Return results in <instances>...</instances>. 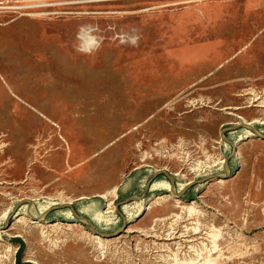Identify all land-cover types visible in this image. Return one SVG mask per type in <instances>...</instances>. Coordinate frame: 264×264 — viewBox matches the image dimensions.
Instances as JSON below:
<instances>
[{"label": "rangeland", "instance_id": "374dc122", "mask_svg": "<svg viewBox=\"0 0 264 264\" xmlns=\"http://www.w3.org/2000/svg\"><path fill=\"white\" fill-rule=\"evenodd\" d=\"M263 101L264 0H0V264H264Z\"/></svg>", "mask_w": 264, "mask_h": 264}, {"label": "bare ground", "instance_id": "6f19581e", "mask_svg": "<svg viewBox=\"0 0 264 264\" xmlns=\"http://www.w3.org/2000/svg\"><path fill=\"white\" fill-rule=\"evenodd\" d=\"M84 41H87V42H90L91 41V39H88V38H85V40ZM86 48H89V47H86ZM262 103H264V101L262 102ZM261 105V104H260ZM261 106H263V104L261 105ZM259 120V119H258ZM254 121H256V120H254ZM253 121V122H254ZM263 121V120H262ZM253 122H251V123H253ZM256 122H258V121H256ZM261 122V121H260ZM255 123V122H254ZM263 124H264V122H262ZM219 164V163H218ZM225 181L223 180V179H220L217 183L218 184H222V183H224ZM158 199V198H157ZM159 200V199H158ZM161 200V199H160ZM177 202H179V200H176ZM193 211H194V209L193 208H189V212H190V215H193L194 213H193ZM108 213V212H107ZM36 223V222H35ZM59 223H56V224H53V225H51V227L52 226H59L58 225ZM48 225V224H47ZM45 227H46V225H45ZM50 227V225L48 226V228ZM178 234H179V232H174V231H171V232H169L168 234H165V239L166 240H172V239H175V238H180V242L178 243V250H181V249H194V245H189L190 243H192V242H194V239H192L189 235H186V233H180L179 234V236H178ZM193 234L194 235H200L201 234V231L199 230V228H194L193 229ZM89 237H90V239H93V240H97V241H99V242H103L104 240H103V238H101L99 235H97V234H90L89 235ZM163 239V238H162ZM214 241H215V239H214ZM216 248V246L214 247V249ZM203 257V253L201 252V253H199L198 255H197V257L196 258H189V259H185V260H183V261H179L178 259H175V263L174 264H213V259H211V258H209V257H207V258H202Z\"/></svg>", "mask_w": 264, "mask_h": 264}, {"label": "water", "instance_id": "95a60500", "mask_svg": "<svg viewBox=\"0 0 264 264\" xmlns=\"http://www.w3.org/2000/svg\"><path fill=\"white\" fill-rule=\"evenodd\" d=\"M94 231V230H93ZM97 235H101L102 236V234H100V233H98L97 231H94Z\"/></svg>", "mask_w": 264, "mask_h": 264}]
</instances>
